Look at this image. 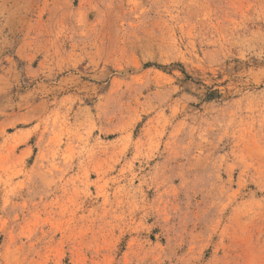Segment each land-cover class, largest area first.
Returning <instances> with one entry per match:
<instances>
[{"label":"rangeland","instance_id":"374dc122","mask_svg":"<svg viewBox=\"0 0 264 264\" xmlns=\"http://www.w3.org/2000/svg\"><path fill=\"white\" fill-rule=\"evenodd\" d=\"M0 264H264V0H0Z\"/></svg>","mask_w":264,"mask_h":264}]
</instances>
